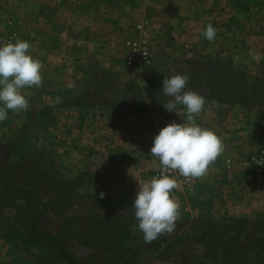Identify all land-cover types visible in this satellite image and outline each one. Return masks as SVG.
I'll return each instance as SVG.
<instances>
[{
    "label": "rangeland",
    "instance_id": "obj_1",
    "mask_svg": "<svg viewBox=\"0 0 264 264\" xmlns=\"http://www.w3.org/2000/svg\"><path fill=\"white\" fill-rule=\"evenodd\" d=\"M64 1L66 0H0V43H15L16 38L27 41L31 46L30 54L43 63L42 86L40 88L26 87L22 90L29 102V109L21 111L19 114L9 110L8 118L0 122V171L2 174L5 173L2 167L7 166L5 154L11 147L21 145L29 156L43 160L39 162L40 165L44 169L51 168L53 175L58 174L67 179L79 175L77 172L79 171L77 164L79 158L85 157L90 160L91 157L101 152L100 149L96 151L98 141L87 144L86 148L89 150L85 154L78 151L76 143L78 125H82L83 119L86 117L89 121L95 120L93 125L102 144L107 146L106 137H110L109 140L113 139L109 153L123 152L121 142L107 122L123 120L128 113L133 117H139L146 112H152L151 110L169 112L162 106V103L165 102L163 100L166 98H162L161 102H155L151 106L148 97L145 96L146 93L143 92L146 89L144 84L159 83L163 81L166 73L173 75L184 70L189 71L195 64V67H199L205 63L211 65L223 63L245 72L251 80L260 79L264 83V0L258 2L256 0H239L236 3L244 11L243 30L240 22L238 25L229 22L228 31L222 33L224 40L222 46H220L219 40L215 41L214 46L210 49L196 46L189 40L184 42L188 45L187 48L181 42L167 45V47L156 46L153 49L149 46L151 61L148 66L127 64L128 49L124 46L125 44L123 45L127 39L126 36H121L118 40H110L113 43V48L89 46L83 41H79L80 46H69L70 41H75L78 26L85 27L87 30L85 42L89 40L91 35L89 29L93 26H88L92 21L83 15L78 14L80 16H77L76 13L65 9L68 7V2L64 5ZM108 1L111 2V0H107L106 5ZM260 4L263 7H259ZM46 13L47 15L44 16ZM134 17L136 15H133L132 18L124 17L123 21H128L127 25L131 21L133 27ZM223 21L225 20L223 19ZM125 23L120 25L122 27L120 32L123 31ZM102 28L101 34L91 32L97 37L100 36V39L97 40L99 43L104 41L103 37L108 32L120 34L118 30H113L111 27L104 25ZM133 35V40L136 41H142L144 38V33L141 34L140 29ZM254 54H259V59ZM103 72L105 73L103 74ZM106 73H109L110 77L105 76ZM130 79L132 80L130 81ZM136 86L139 89L133 90ZM116 90L125 91L126 97L124 99L116 98L114 95ZM151 90L155 91L156 89ZM208 90L209 88L199 89L197 92L206 95ZM69 91L73 93L70 94ZM133 92L138 95H133ZM56 97H60L62 102L54 103ZM130 97L137 105L135 112L131 111V107H125L129 103ZM141 100H143L144 106L138 108L141 105ZM208 103L216 104L215 102ZM111 104L119 105L117 111L111 109ZM131 104L133 102L129 103V105ZM217 105L226 107L224 112L220 111V114L230 126L229 130L239 127V130L243 132L245 148L238 151L236 156L242 167L246 157L264 146V106L247 104L246 107L241 108L226 104ZM92 106L96 107V111L88 110ZM47 109L48 111H46ZM161 115L165 117L167 113ZM89 130L91 134L94 133L93 128H89ZM93 146L94 148H92ZM140 151L142 154L138 152V159H144L150 153V148L140 149ZM87 152L91 155H88ZM234 156L231 157L234 158ZM158 160L157 158V162ZM137 163L139 165L136 169L140 171L144 167V161L137 160ZM93 182L94 176L86 174L84 183H89V186L79 187L77 195L68 201H64L61 197H54L50 191L42 192L41 201L44 209L43 214L38 218V227L42 234L52 238L61 237V239L64 238L62 232L65 228L72 231L78 229L80 231L78 240L69 236L68 251L79 260L87 261L90 264H99L106 262L104 251L84 248L81 241L89 234L87 230L90 225L87 221L90 219V213L96 210L97 213H101L99 217L104 220L105 212L110 209L104 210L97 207L92 199L96 195H99L101 199L107 198L118 215L132 217V221L136 225V219L131 212H122L125 209H131L138 187H127L123 193L110 194L109 196L104 193L105 191L101 187L91 186ZM248 184L253 187L229 189L226 211L220 214V207L217 206V211L213 209L209 214L215 219L258 220L264 226V180L260 184ZM100 193L104 194L103 197H100ZM113 201H116L115 205L112 203ZM34 206V203L16 199L6 201L1 209L2 216L8 217L10 228L0 219V225L4 226L0 228V264H52L51 258L56 253V249L50 245H34L25 235L23 227L27 225V212ZM206 208L209 207L198 201L194 204L190 203V205H181V215L189 214L192 218H196L200 214L204 215ZM189 225L181 227L177 222L175 231L165 235L171 239L182 228L190 227ZM191 226L194 229L198 227L194 223ZM177 227L180 229L178 230ZM84 234L86 235L83 236ZM102 238L104 236H101ZM156 242L157 240L148 244L144 242L143 238H140L139 244H137L140 250L138 264H188L203 250L200 244L187 248L186 252L190 253L192 257L185 261L158 248ZM185 244V242L181 243L182 246ZM177 252L179 251L176 250Z\"/></svg>",
    "mask_w": 264,
    "mask_h": 264
},
{
    "label": "crops",
    "instance_id": "obj_2",
    "mask_svg": "<svg viewBox=\"0 0 264 264\" xmlns=\"http://www.w3.org/2000/svg\"><path fill=\"white\" fill-rule=\"evenodd\" d=\"M106 1H64V5L68 2V7L65 9L76 13L77 16H80L78 14L83 15L92 21L88 26H93L88 28L91 35L87 42H85L86 28L78 26L75 41H70L69 46H80L79 41H83L89 46L113 48V43L110 40H118L121 36H126L124 45L127 41L133 40V34L140 29L141 34L144 33L142 41L151 46L152 49L156 46L167 47V45L170 46L176 42H181L187 48L188 45L184 43L185 40H189L196 46L210 49L217 40L222 46V41L224 42L222 33L228 31L229 22L237 25L240 22L243 30L242 21L244 22L245 15L244 11L236 4L239 0H111V2H107V5ZM258 1L256 0V2ZM259 7L263 6L260 4ZM133 15H136L133 20L135 22L132 27L131 21H129V28L128 21H123V19H125L124 17L132 18ZM124 22L126 23L123 26V31L120 32L122 28L120 25ZM208 24L218 29L213 41H208L203 36V30ZM104 25L113 30H118L120 34L108 32L103 37L104 41L99 43L97 40L100 39V36L97 37L95 34L98 32L101 34ZM69 92L70 94L73 93ZM182 107L178 106L175 113L164 112L165 110H151L152 112H146L139 117H133L128 113L123 120H112L113 123L107 122V125L114 129L113 133L122 144V154L120 152L109 153L113 139L109 140L110 137H106L107 146L102 144V140L98 137L93 125L95 120L89 121L88 117L84 118L83 124L78 125L80 130L77 128L78 151L85 154L89 150L86 145L98 141L100 145L96 143V151L100 149L101 152L91 157L90 160L85 157L79 158L77 162L78 174L86 175L89 173L93 175L94 182L91 186L101 187L105 191L104 193L109 194V196L110 194L123 193L127 187H139L140 183L151 179L150 176L156 170L158 162L151 153L147 155V158L138 159V152L142 154L140 149L151 148L153 138L169 122L173 120L177 123L185 121V111ZM95 108L92 106L88 110L96 111ZM224 108L226 107L222 105L207 103L202 112L195 117L196 122L201 127L212 129L222 139L224 152L209 166L205 176L193 178L187 189L179 187L176 190L174 195L179 199L181 205H190V203L194 204L197 201L203 202L210 211L213 209L217 211L216 207H220V214H222L228 209L230 188L253 187L242 179L241 163L236 158L238 151L245 148V137L239 127L229 130L230 126L220 114V111L224 112ZM163 113H167V116L163 117L164 115H161ZM89 128H93L94 133L91 134ZM87 154L91 155L89 152ZM232 155H235L234 158L231 157ZM229 159L233 160L231 169L225 167V163ZM137 160L144 161V167L140 171L136 169L139 165ZM84 185L89 186V183Z\"/></svg>",
    "mask_w": 264,
    "mask_h": 264
},
{
    "label": "trees",
    "instance_id": "obj_3",
    "mask_svg": "<svg viewBox=\"0 0 264 264\" xmlns=\"http://www.w3.org/2000/svg\"><path fill=\"white\" fill-rule=\"evenodd\" d=\"M195 65L189 71L184 70L180 73L189 76L186 90L197 92L199 89L209 88L206 95L200 94L205 98V104L215 102L241 108L246 107L247 104L264 106V83L260 79L251 80L245 72L229 64L211 65L205 63L199 67H195ZM105 76L110 77V74L106 73ZM165 76H171V74L166 73ZM144 88L146 89L143 92L146 93L145 96L148 97L149 104L153 106V103H158L156 95L162 93V81L147 83ZM137 89L139 88L136 86L133 90ZM132 94L138 95L135 92ZM114 95L116 98L124 99L126 92L116 90ZM162 98L164 97L161 95V100H163ZM128 102H133V104L129 105L128 103L125 107H131V111L135 112L137 106L135 101L130 97ZM140 102L141 105L138 108L143 105V100ZM118 106L111 104V109L117 111ZM152 108L161 109L159 107ZM5 161L7 166L2 167L5 173L2 174L0 171V219L6 225L9 224L8 217L1 214V209L6 201L20 199L34 203L35 206L31 208L32 210L27 212V225L23 227L28 240L34 245L54 247L56 253L51 258L52 264H90L77 259L73 253L68 251L69 236L78 240L80 236L78 229L72 231L65 228L62 232L64 238L61 239V237L52 238L42 234L38 227V218L43 214L44 209L41 193L50 191L56 198L61 197L64 201L72 200L77 195L78 188L85 184L86 175L79 174L70 179L62 178L58 174L53 175L51 168L44 169L40 165L39 162L43 160L29 156L21 145L11 147L5 154ZM17 182H19L18 185ZM92 200L97 207L104 210L109 208L110 211L105 212L104 220L99 217L100 212L97 213L94 210L90 213V219L87 221L90 225L87 230L89 234L87 236H85L87 233L84 234L85 237L82 236L83 240L81 241L84 248L104 251L106 262L99 264H138L140 250L137 244H139L140 238H143V234L138 228L135 232L132 231V227L135 225L132 217L118 215L105 197L101 199L99 195H96ZM115 202L112 203L115 205ZM204 210L206 213L200 214L196 218H192L189 214H180L178 225L183 227L190 224V227L182 228L171 239H168L166 235L159 236L156 239L158 248L169 252L178 259L188 261L192 255L186 252V249L192 245L200 244L203 250L188 264H264V226L261 222L243 218L215 219L209 214V208ZM192 223L198 226L197 229L191 226ZM136 225H138L137 220ZM2 227L4 226L0 225V228ZM8 228H10L9 225ZM177 229L180 228L177 227ZM101 236L104 238L101 239ZM183 242L186 243L184 246L181 245ZM176 250L179 252L176 253Z\"/></svg>",
    "mask_w": 264,
    "mask_h": 264
},
{
    "label": "clouds",
    "instance_id": "obj_4",
    "mask_svg": "<svg viewBox=\"0 0 264 264\" xmlns=\"http://www.w3.org/2000/svg\"><path fill=\"white\" fill-rule=\"evenodd\" d=\"M217 31L208 24L203 36L213 41ZM30 49L27 41L18 38L15 43H0V122L8 118L9 110L16 114L27 111L30 105L22 90L40 88L43 84V63L30 54ZM254 55L259 59V54ZM188 82L186 74L164 77L157 101L161 102L162 95L166 98L162 106L173 113L178 106H183L186 119L181 123L169 122L153 138L150 153L159 159L161 172L139 184L131 209L122 212L134 215L138 225H134L132 231L138 228L148 244L174 232L180 219L181 203L173 193L177 179L170 176V172H178L186 178H201L224 152L222 139L212 129L196 122L195 117L204 109L205 98L196 91L186 90ZM60 102L61 98L56 97L54 103Z\"/></svg>",
    "mask_w": 264,
    "mask_h": 264
},
{
    "label": "built area",
    "instance_id": "obj_5",
    "mask_svg": "<svg viewBox=\"0 0 264 264\" xmlns=\"http://www.w3.org/2000/svg\"><path fill=\"white\" fill-rule=\"evenodd\" d=\"M128 49L126 57L127 64L131 66H148L150 64V50L147 43L144 41L129 40L125 43ZM243 173L242 178L246 183L260 184L264 180V146L259 148L254 154L246 157L243 160ZM233 166V160H227L225 167L231 169ZM162 165L158 160L157 169L152 173L151 178L158 176L161 172ZM170 176H174L177 179V187L173 189V193L179 187L189 188L193 178H186L181 176L178 172H170Z\"/></svg>",
    "mask_w": 264,
    "mask_h": 264
},
{
    "label": "water",
    "instance_id": "obj_6",
    "mask_svg": "<svg viewBox=\"0 0 264 264\" xmlns=\"http://www.w3.org/2000/svg\"><path fill=\"white\" fill-rule=\"evenodd\" d=\"M103 195H104L103 193H100V197H103Z\"/></svg>",
    "mask_w": 264,
    "mask_h": 264
}]
</instances>
